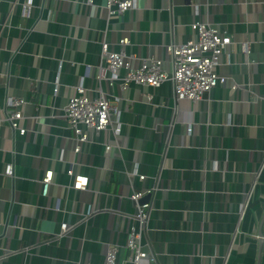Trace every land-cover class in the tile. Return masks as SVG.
<instances>
[{"label":"crops","instance_id":"obj_1","mask_svg":"<svg viewBox=\"0 0 264 264\" xmlns=\"http://www.w3.org/2000/svg\"><path fill=\"white\" fill-rule=\"evenodd\" d=\"M134 1L109 18L105 0H0V117L8 98L26 101L24 135L0 122V264H103L110 246L126 261L135 192L150 194L139 242L152 264H264V0ZM198 21L232 40L225 82L202 100H175L169 81L121 90L99 79L102 43L169 72L165 47ZM79 85L108 97L121 131L89 134L74 153L63 110ZM70 169L86 190L72 189Z\"/></svg>","mask_w":264,"mask_h":264},{"label":"built area","instance_id":"obj_2","mask_svg":"<svg viewBox=\"0 0 264 264\" xmlns=\"http://www.w3.org/2000/svg\"><path fill=\"white\" fill-rule=\"evenodd\" d=\"M32 0H26L25 6L29 8ZM93 0H85V5L92 6ZM105 9L109 18H119L125 12L135 7L134 0H105ZM191 37L183 44L170 43L165 48L171 57V70L165 71L160 60L144 58L140 59L137 65L134 58L126 56L122 51H109L107 45L101 44L99 79L107 81L112 86L118 82L121 90H125L131 84L141 87L156 88L162 83L169 81L172 84L175 100L199 101L204 98L213 88L224 84L225 78L218 73L220 57L225 50L231 46L232 40L229 33L211 27L207 22H195L190 25ZM129 43L128 38H121V46ZM246 52V46H243ZM108 76H107V74ZM122 73V76H120ZM106 74V75H105ZM107 76V77H106ZM26 101L18 98H8L5 116L0 117V122H7L11 130L24 135L25 130L19 126L22 119V108ZM64 118L68 128L73 133V152L78 153L82 146L88 143L89 134H100L111 127L114 135H119L121 123L120 112L114 107L107 96L98 94L93 98L89 97L86 89L76 86L63 110ZM111 146H104L105 152H109ZM13 168L7 164L4 174L11 176ZM67 174L72 178V189L86 190L88 178L75 174L70 169ZM52 172L46 171L39 182L42 193L46 194L52 182ZM140 180L144 176H139ZM142 192H135L131 195L133 201L139 200ZM150 205L144 204L137 208L134 220L140 229L145 226L149 218ZM88 209L87 214L95 213ZM67 224L60 225V235L66 234ZM140 229L132 227L126 241V249L130 252L126 261L119 260L117 246H110L104 255L103 264H152L155 259L145 252L140 245Z\"/></svg>","mask_w":264,"mask_h":264},{"label":"water","instance_id":"obj_3","mask_svg":"<svg viewBox=\"0 0 264 264\" xmlns=\"http://www.w3.org/2000/svg\"><path fill=\"white\" fill-rule=\"evenodd\" d=\"M150 197V194H147L146 196H144L143 198H140L139 200H137V201H134V203L136 204V205H139V206H141V205H143L146 201H147V199ZM137 212V211H136ZM263 237H264V234L262 235Z\"/></svg>","mask_w":264,"mask_h":264}]
</instances>
